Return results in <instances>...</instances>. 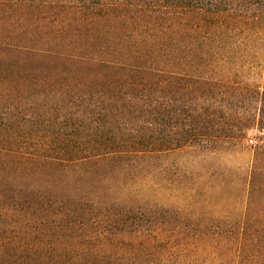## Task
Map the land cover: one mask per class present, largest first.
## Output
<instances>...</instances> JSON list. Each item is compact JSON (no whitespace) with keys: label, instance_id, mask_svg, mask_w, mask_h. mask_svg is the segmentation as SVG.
Listing matches in <instances>:
<instances>
[{"label":"rangeland","instance_id":"obj_1","mask_svg":"<svg viewBox=\"0 0 264 264\" xmlns=\"http://www.w3.org/2000/svg\"><path fill=\"white\" fill-rule=\"evenodd\" d=\"M80 1L0 0V142L74 134L60 124L66 114L78 117L88 72L113 77L86 62L98 58L91 46L104 38L100 28L79 20L71 9ZM236 66L230 80L261 90L264 41L248 44ZM263 145L264 139L251 130L243 139L117 158L96 175L94 168H63L65 190L46 184L38 190L18 187L30 194L26 202L12 200L0 187V264H96L75 254L126 250L142 236H173L171 243L178 239L175 232L210 236L225 225L237 227L249 205L248 217L264 216V189L249 197L257 181L249 184L256 153ZM50 191L66 203L51 204ZM188 250L201 264H234L215 242Z\"/></svg>","mask_w":264,"mask_h":264},{"label":"trees","instance_id":"obj_2","mask_svg":"<svg viewBox=\"0 0 264 264\" xmlns=\"http://www.w3.org/2000/svg\"><path fill=\"white\" fill-rule=\"evenodd\" d=\"M91 1L71 8L104 38L91 46L98 58L86 62L113 77L88 72L78 117L66 114L60 124L74 134L0 142V187L12 200L29 198L22 186L65 190L63 168H94L96 175L117 158L243 139L251 130L264 139V85L260 90L229 79L248 44L264 41V0ZM258 150L250 198L264 189V145ZM50 192L51 204L65 202ZM247 212L250 205L237 227L225 225L210 236L175 232V243L173 236H142L126 250L83 251L75 257L96 264L108 259L112 264H201L188 246L198 249L211 241L234 264H264V216Z\"/></svg>","mask_w":264,"mask_h":264}]
</instances>
